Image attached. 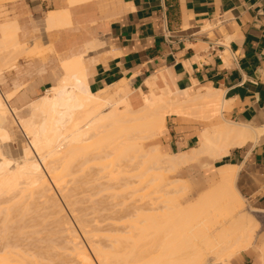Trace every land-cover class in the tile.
I'll return each instance as SVG.
<instances>
[{
  "label": "bare ground",
  "instance_id": "obj_1",
  "mask_svg": "<svg viewBox=\"0 0 264 264\" xmlns=\"http://www.w3.org/2000/svg\"><path fill=\"white\" fill-rule=\"evenodd\" d=\"M54 15L55 13L49 14L51 19ZM3 22L0 23V78L2 69L6 63H9V58L5 60V57L10 54L9 48L18 50L19 55L20 51L22 55L27 50L17 40L16 22L10 20ZM62 70L63 73L45 92V95L36 101H29L23 109L10 108L7 101L12 94L0 92V206L2 203V206L5 205L7 201V203L11 202V209L12 207L15 209L16 205L24 201L26 205L23 204L22 210H24L23 214H26L29 206L26 202L27 198L29 201L35 195L36 200L42 201L43 211L45 208L46 213L53 210L57 217L56 215L52 217L56 225L57 221H60L57 227L60 226L61 236L63 232L66 234L65 247L70 246L71 251L66 250L71 252L68 255L72 258L69 257L71 258L69 261H62L61 258L58 262L52 259L49 261L46 258L47 264H95L92 256L97 264H230V259L234 255L247 248L256 247L253 236L257 222L251 215L244 214L242 197L235 186L236 167H222L205 176V182H198L197 191H200L202 185L206 186V189L194 200L188 202H185L186 187L177 185L179 186L177 189L173 185L178 182L177 180L165 182L163 173L180 170L204 158L213 161L227 154L232 148L241 147L248 141H255L264 133V127H253L224 120L219 125H212L204 130L201 133L203 136L201 146L192 150L190 154H163L157 145H153V142L164 131L166 117L171 114L194 115L204 120H213L226 105V103L223 104L220 92L206 89L204 92L198 91L193 97L185 94L180 98L178 94L166 88L161 90L159 95H155L156 93L142 94L140 96L141 105L134 108L130 103L132 90L126 80L93 93L89 90L81 58L65 61L62 63ZM147 84L150 85V82ZM18 128L29 140V144H25L21 152H18L19 154L17 152L11 154L12 158L8 142L18 135H16ZM90 162L92 165L93 162L96 163L95 167L99 164L102 168L98 167L95 173V167H92ZM75 163L77 166L74 165ZM87 164L88 166L90 164L91 171L94 170V175L89 176L93 177L95 186L88 187L89 182L84 181V178L82 180V174L78 175L76 182L78 183L77 180L81 179L82 181L79 180V182H82V187L79 186L80 188L76 189L80 192L84 185L87 190L86 194L81 190L84 195L80 193L85 201L87 199L86 204L80 209L86 207V210L79 209L78 213V207H75L80 206L82 201L84 203V199L80 197L76 189L72 190L77 185L76 182L73 183L75 177L69 179L72 181L71 184L66 176L71 173L70 167L75 166L74 169L78 167L77 172H79L82 170L81 167ZM87 172L89 170L85 174ZM99 180L103 182L100 183ZM83 182L87 185L85 186ZM69 183L72 185L71 190L68 187ZM92 186H94L93 189ZM52 187L58 190L68 211L73 213L76 219L74 220L82 233L79 232L83 234V239L86 238V243L88 242L90 246L88 247L92 256L81 242L82 238L80 239L67 216H64V208L61 205L63 202L59 203L55 198ZM145 189L150 191H147L144 196H148V202L143 205V199L139 198L142 202L139 201L136 193ZM88 190L93 194L89 195ZM122 192L130 195L131 202L122 201V204L121 201L116 202L118 198H121ZM157 194L160 195L157 196ZM112 195L114 198L119 197L114 202L112 201L115 206L109 210L107 204L111 201L107 200L113 198ZM96 196H99L98 199L101 202H97ZM4 197L9 198L5 201ZM92 198L93 200L96 198L94 203L97 202V205L94 204L93 208L90 206L87 208L89 203L93 204L90 201ZM17 199H20L18 204ZM102 205L106 206L104 207L106 215L102 213L100 215L97 212L96 219L99 220L92 219L93 217L91 220H95L96 230L103 224L98 225L100 220L103 221L101 218L104 216L107 224L109 220L113 221L112 228L109 221L111 226L108 224L106 225L108 229H104L106 232L109 230L110 234L101 235L99 238L104 237L103 239L106 240L105 236L107 237L106 242H108H105V245L103 241L98 243V237L95 239L97 234L90 236V233L95 234L98 230L96 232L90 230V221L88 222L85 218L87 209L91 211L89 214H92V209L95 214L96 210L104 212ZM97 206L101 209L96 208ZM118 206L121 207L118 208ZM7 208L8 206L6 209L2 207V212L0 207V213H4L3 222L7 221L6 215H9L10 209L8 211ZM19 208L20 211L21 208ZM116 208L119 209L118 212ZM251 212L255 211L251 210ZM72 215L70 214V217ZM9 216H13V213ZM45 221L47 222L48 219L45 218ZM45 221L42 220V222ZM5 223H0V225ZM91 224L94 223L91 222ZM99 229L102 231V228ZM3 235L6 236V233ZM3 235L0 236L3 238ZM8 235L10 236V233ZM1 242L3 241H0V264H32L29 258L27 259L28 255L24 253L26 248L22 249L25 247L24 244L22 247V244L18 243V238L17 241L14 238L13 241ZM141 246H147L152 251H139ZM261 246L259 252L264 264V246L262 244ZM56 248L51 247L50 251L53 253V249ZM57 249H59L58 252L65 250ZM40 262L43 263L42 258Z\"/></svg>",
  "mask_w": 264,
  "mask_h": 264
},
{
  "label": "crops",
  "instance_id": "obj_2",
  "mask_svg": "<svg viewBox=\"0 0 264 264\" xmlns=\"http://www.w3.org/2000/svg\"><path fill=\"white\" fill-rule=\"evenodd\" d=\"M9 12L21 45L35 38L54 54L50 65L19 60L2 92L12 94L10 108L23 109L42 98L63 73L62 63L81 58L93 93L126 80L136 108L142 94L159 95L168 88L182 98L212 89L226 103L222 122L264 127V0H18ZM211 122L168 115L165 133L153 145L163 154L188 155L201 146L204 130L221 123ZM200 162L203 177L226 166L237 168L236 181L239 171L245 174L240 189L261 215L264 237V133ZM261 244L264 240L240 252V263L263 264Z\"/></svg>",
  "mask_w": 264,
  "mask_h": 264
},
{
  "label": "rangeland",
  "instance_id": "obj_3",
  "mask_svg": "<svg viewBox=\"0 0 264 264\" xmlns=\"http://www.w3.org/2000/svg\"><path fill=\"white\" fill-rule=\"evenodd\" d=\"M18 0H0V22H2V21H7V20H9V15H11V13L9 12V6H11L13 3H15V2H17ZM23 48H26L27 50L24 52V54H22L21 55V51H20V55L18 54L19 53V51L17 52V51H15V50H11V48H9L10 49V54H9V56L7 55V57H5L6 59L5 60H7L8 58H9V63L7 64L6 63V66L2 69V72H1V78H2V82H0V92L2 93V92H4L5 91V89H7V88H9L8 86H9V83H8V79H7V76H10V73L12 72V71H15V68L16 69H19V60H20V62H23V63H25L26 65H35V66H40V65H50V64H52V61H53V58H54V54H53V51L49 48V47H43V45L40 43V40H36L35 38L34 39H32L31 41H27L26 43H25V45H24V47ZM32 50V51H31ZM9 51V50H8ZM12 51V52H11ZM15 53H14V52ZM8 52H6V54H7ZM18 54V56H17V54ZM31 53V54H30ZM33 53V54H32ZM27 54V55H26ZM4 60V61H5ZM12 60V61H11ZM7 65H9V66H7ZM35 76L33 77V79H31L30 81H29V83H31V82H35ZM44 81V80H43ZM45 82H47V81H45ZM28 86H29V84H28ZM44 92V91H43ZM42 92V93H43ZM42 93H39L38 95H36V96H31V98L32 99H34V98H36V97H38V96H40V95H42ZM9 105H10V103H9ZM222 118H221V113L219 114V115H217L216 117H215V119L214 120H212V122L211 123H216V122H222ZM16 128V127H15ZM20 130V128H18V131ZM16 132V135L17 136H15V137H13V139H15V140H13V139H11L9 142H8V144L10 145L9 147H11V151L9 152L10 153V155L11 154H14L15 152H21V149L23 148V146H25V144L26 145H28L29 144V140L24 136V134L22 133V132ZM165 133V132H164ZM163 133V134H164ZM163 134H161L160 136H159V138H158V142L160 143V139L162 138V136H163ZM12 142V143H11ZM16 153V155H18ZM9 155V156H10ZM15 155V156H16ZM15 156H14V158H15ZM11 157L13 158V156L11 155ZM204 162V161H203ZM203 162H200V163H195V164H192V165H188L187 167H184V168H181L180 170H176V171H172V172H164L163 173V176H164V179H165V182L167 181H169V182H172V181H174V180H177L178 182L177 183H175V184H173L177 189H178V187L180 186V187H186V193H185V196H186V200H185V202H188V201H192V200H194L196 197H197V195L198 194H200L201 192H203L205 189H206V186H204V185H202L201 186V188H200V191H197V185L201 182V183H203V182H205V178L203 177L204 176V169H202L201 168V164H203ZM90 164H91V166L92 167H95V164L96 163H94L93 162V165H92V163L90 162ZM90 164H89V166H88V164L87 165H85V167L83 166V167H81L82 168V170L81 171H79V172H77L78 171V167H77V169H74V167L75 166H77V164L75 163L74 165L75 166H73V167H70L71 168V173H70V175L68 176H66V177H68V180L67 181H71V180H69V179H72L73 177H75V181L73 182V183H75L76 182V179H78L79 178V176H80V174H82V180H83V178H84V181L86 180V181H88L89 183V185H88V187L90 186V185H94V182H93V177H91L90 178V176H92V175H94V173H93V171L96 173V171L98 170V167H101V166H99V164H97L96 165V169L94 168V170H90ZM102 164H104V163H102ZM101 164V165H102ZM89 167V168H88ZM80 168V166H79V169H81ZM102 168V167H101ZM73 169V170H72ZM89 170V172H87L86 174H85V172L86 171H88ZM69 171V170H68ZM99 171H100V169H99ZM106 171H108V170H106ZM83 172H84V174L86 175V177L84 176V174H83ZM90 172H92V174L90 173ZM102 172H104L105 173V171H102ZM241 171H239V174H238V178H237V181H236V187H237V189L239 190V193H240V195H241V197H242V204H244V214L245 215H251V217H253L254 218V220L257 222V225H256V227H255V229L254 230H256V231H254V236H253V242L255 243L254 244V246H258L259 245V243H261L263 240H264V237H263V235H261L260 234V229H261V222H262V217H261V215L260 214H258V213H255V212H251V210H253V208L250 206V204L248 203V201L245 199V195H244V191H242L241 189H240V182L241 181H243V179H244V177H245V174H241L240 173ZM69 174V173H68ZM79 175V176H78ZM90 175V176H89ZM100 175V174H99ZM76 176H77V178H76ZM88 176V177H87ZM247 178L249 179V180H253V181H255V179H254V177H252V175H248L247 176ZM67 179V178H66ZM79 180H81V179H79ZM79 180H77L78 181V183L76 182V187L75 188H73L72 189V181H71V184H70V186H68L69 187V189H70V187H71V189L74 191V189H76V188H80V187H82V180L79 182ZM91 181L93 182V183H91ZM105 181H106V179H105ZM105 181H104V184H105ZM180 181V182H179ZM99 182H100V180H99ZM101 182H103V181H101ZM100 182V183H101ZM199 182V183H198ZM84 184H85V186L87 185V183H85V182H83ZM180 183V184H179ZM68 184V185H69ZM81 184V185H80ZM103 183H102V185H104ZM177 185H179V186H177ZM51 186H53V184H51ZM73 186H74V184H73ZM80 186V187H79ZM95 186V185H94ZM94 186H92V189H93V187ZM53 188V193L55 194V198H57V200L59 201V203H61V202H63V203H61V205H62V207L64 208L63 210V212H65V214H64V216L66 215L67 216V219L71 222V224H72V226H73V228H75V231L77 232V234L79 235V237H80V239L82 240L81 242L83 243V245L85 246V248L87 249V251H89V253L91 254V256H92V253L90 252V249H89V244H88V242L86 243V238H84L83 239V237L84 236H82L83 234H81L82 232H81V230L79 229V227H78V225H77V223L75 222V217H73V213L71 212V211H68V207H67V205H65L66 203H64V200H63V198L60 196V194L58 193V190L56 189V188H54V187H52ZM86 187H84V185H83V189H85ZM90 188H91V186H90ZM139 188H143L142 186H139ZM70 189V190H71ZM82 188L80 189V192H79V190H77L76 189V192L80 195V193L82 194V195H84L82 192H81V190L86 194V189H85V191L83 190ZM90 191H93V190H91V189H89ZM89 190H88V192L87 193H89V195H91V194H93V193H90L89 192ZM57 191V192H56ZM147 191H150V190H148V189H145V190H141V191H139V192H137L136 193V196H137V198H138V200H139V198H141V199H143L142 201L141 200H139V201H141L142 203H143V205H145V203L146 202H148L147 201V197H144L146 194H147ZM106 192V191H105ZM107 192H109V191H107ZM101 193V192H100ZM102 193H104V192H102ZM108 194V193H107ZM82 195H80V197H82ZM88 195V194H87ZM101 195V194H100ZM110 195H111V193H110ZM110 195H108V196H110ZM129 194H127V192H124V194H123V192H122V196H120L121 198L119 199L117 196H116V198H114V196H113V198H111L110 200H107V201H113L114 202V200H116L117 198H118V200H116V202H119L120 203V201H121V204H122V201H125V202H131L129 199V197H130V195L128 196ZM158 195H160V194H157V196ZM35 196V195H34ZM32 197L31 198V200H29L28 201V198H27V203L29 204V206H28V208H27V213L26 214H23L24 212V210H22L23 209V202L20 204H18V202H19V200L21 199H17L18 201H17V204L18 205H16L15 206V209H14V207H12V209H11V202H8L7 203V199L9 198V197H4L3 199L6 201L4 204L5 205H3L2 206V204H1V210H2V207L4 208L5 207V209H6V206H8V208H7V210L9 211V209H10V213L8 212V214L10 215H12V213H13V216H9V215H6V218H7V221H5V222H8V223H5V222H3L2 220L4 219V217H3V219H2V215L4 216V213H2L3 212V210H2V212L0 213L1 214V216H0V218H1V220H0V223H5L4 225H0V235H3V234H5L6 233V236H9L8 234L10 233V236H9V238L7 237V238H5L6 236L5 235H3V238L0 236V238H2V240L0 239V241H7V240H14V238H15V241H17V238H18V243L20 244H22V247H23V244H24V246L25 247H23L22 249L24 250V248H26V250H24V253H26L27 255H28V257H27V259L29 258V260H30V262L32 263V264H34V263H36V264H39V262H40V260H41V258H42V260H43V263H41L40 262V264H45V262H46V264H47V261L49 260V261H52V260H54V261H59V260H61V258H62V261H64V260H71V258H72V256H69L68 255V253L70 254L71 252H68L69 250H70V246H67V247H65L66 246V240H65V233L63 232V235L61 236V234H62V231H60V226H58L57 227V225H60L59 223H60V221L58 220L57 221V219H56V221H57V225H56V223L54 222L55 221V219L52 217V216H55L56 214L55 213H53V210H52V212H47L46 213V208H45V210L43 211L42 209H44L43 208V206H42V204H41V202L40 201H38V200H36L35 199V197ZM104 196H106V194L104 195ZM107 196V199H109V197ZM154 196V195H153ZM76 197H77V194H76ZM97 197V196H96ZM144 197V198H143ZM61 198V199H60ZM79 198V197H78ZM86 198H87V196H86ZM99 198V196L97 197V202L99 201V202H101V200H99L98 199ZM101 198H102V195H101ZM104 198V197H103ZM150 198H151V195H150ZM82 199H84V197H82ZM129 200V201H127V200ZM79 200V199H78ZM92 200H93V198H92ZM90 200L91 201V204L92 205H90V203H89V205H87V208H89V206H90V208H93L92 206H94V202H95V200H96V198H95V200ZM102 200H104V199H102ZM105 200H106V198H105ZM145 200V201H144ZM12 201V200H11ZM82 200H80V202H81ZM86 201H87V199H86ZM86 201H85V199H84V203H83V201L81 202V205L80 206H76L75 208H77L78 207V213H79V211L82 209H80V207L82 206L83 207V205L84 204H86ZM88 201H89V199H88ZM14 202V201H13ZM25 202V203H26ZM76 202H77V200H76ZM97 202H96V204L95 205H97ZM98 202V203H99ZM108 202V203H109ZM110 202V203H111ZM113 202H112V204H113ZM141 202H138V203H141ZM38 203H40V204H38ZM104 203H105V201L103 202V205H104ZM110 203L109 204H107L108 205V207L107 208H109V210L111 209V207H113V206H115L114 204L112 205H110ZM119 203H117V204H119ZM181 203L183 204L184 203V199L181 201ZM15 204H16V202H15ZM37 204V205H36ZM88 204V203H87ZM116 204V203H115ZM24 205H26V204H24ZM34 205H35V207H34ZM75 205H76V203H75ZM99 205H101V203L99 204ZM102 205V207H103V209H104V207H106V206H103ZM110 205V206H109ZM13 206V205H12ZM18 206V207H17ZM64 206H66V207H64ZM21 208V210L19 211L18 210V208ZM31 207H32V209H33V212H32V209H31ZM121 206H118V208H120ZM19 208V209H20ZM38 208V209H37ZM40 208V209H39ZM66 208V209H65ZM95 208V207H94ZM96 208H98V206L96 207ZM96 208H95V210H96ZM99 208H100V206H99ZM98 208V209H99ZM118 208H116V212H118L119 211V209ZM25 209H26V207H25ZM80 209V210H79ZM84 209V208H83ZM82 209V210H83ZM101 209V208H100ZM42 210V211H41ZM49 210V209H48ZM84 210H86V207H85V209ZM89 210L90 209H87V216L85 217L86 219H87V221L90 223V225H89V229L90 230H95V232L98 230V232H96L95 234H94V232L93 233H90V236L92 235V236H95L96 234V236H95V239H96V237H98V243L99 242H102L103 241V244L105 245L107 242H106V240H107V237L105 236V238H106V240L105 239H103V238H101V239H99L100 237H101V235L102 236H104V235H109L110 233H109V230L106 232V230L104 231V229H108L107 227H106V225L108 226V224L111 222L110 220V222L108 221V224L106 223V220L107 219H104L105 218V216L103 217V216H100V217H103V218H101L103 221H99V223H98V225L100 224L101 225V223H103L99 228H102V231L98 228L97 230L95 229V227H96V225L97 224H95V220H99V219H96L97 217H98V215H97V212H98V214H100L101 215V213H102V215H106L105 214V212H106V210L104 211V212H102V210H101V212H99L98 210H96V214H95V212H94V210L92 209V211L94 212V216H93V212H92V214H89V213H91V211L89 212ZM108 210V209H107ZM109 210L107 211V212H109ZM6 211V210H5ZM30 211V212H29ZM41 211V212H40ZM114 212H115V208H114V210H113ZM16 212V213H15ZM29 212V213H28ZM40 212V213H39ZM251 212V213H250ZM17 213H18V217H17ZM31 213V214H30ZM39 213V214H38ZM42 213V214H41ZM53 213V214H52ZM81 213V212H80ZM84 213V211L82 212V214ZM29 214V215H28ZM35 214V215H34ZM63 214V213H62ZM70 214L72 215V217H70ZM22 215H23V218H22ZM26 215V216H25ZM28 215V216H27ZM68 215H69V218H68ZM90 215V216H89ZM114 215V214H113ZM112 215V216H113ZM65 216V217H66ZM108 216H109V214H108ZM10 218V220H9V218ZM15 217H17L16 219L13 218ZM24 217H26V218H24ZM50 217H52V219L50 218ZM56 217H57V215H56ZM59 217V216H58ZM89 217V218H88ZM93 217V218H92ZM37 218V219H36ZM45 218H46V220L48 219V221L46 222L45 221ZM49 218H50V221H49ZM72 218V219H71ZM91 218L92 219H95L94 221L93 220H91ZM21 219H23V220H21ZM44 220L45 222H42V220ZM54 219V220H53ZM75 219V220H74ZM9 220V221H8ZM13 220V221H12ZM51 220H53V221H51ZM19 221H20V223H19ZM105 221V222H104ZM12 222V223H11ZM51 222V223H50ZM91 222H93L94 224H91ZM113 222V221H112ZM112 222H111V225H112ZM44 224V225H41V224ZM75 223V224H74ZM115 223V222H114ZM7 224H10V225H8L7 226ZM55 224V225H54ZM118 224V223H117ZM18 225H19V228H18ZM94 225H95V227H94ZM110 225V224H109ZM110 225V226H111ZM1 226H2V229H1ZM9 226H11V228H9ZM12 226H14V228H12ZM23 226V227H22ZM92 226V227H91ZM7 228L6 230L5 229H3V228ZM22 227V228H21ZM33 227H34V229H33ZM37 227H38V229H37ZM53 227H54V229H53ZM77 227H78V229H77ZM94 227V228H93ZM98 227V226H97ZM113 227V225L111 226V228ZM28 228H29V231H28ZM21 229V230H20ZM26 229V231H24ZM88 229V230H89ZM110 229V228H109ZM47 230V231H46ZM101 232H100V231ZM1 231H2V233H1ZM3 231H5V233L3 232ZM7 231H9V232H7ZM81 233H80V232ZM19 232V233H18ZM42 232V233H41ZM61 232V233H60ZM105 232L107 233V234H105ZM12 233H13V235L14 236H16V237H14L13 235H12ZM15 233V234H14ZM50 233V234H49ZM53 233V234H52ZM99 233V234H98ZM109 233V234H108ZM112 233V232H111ZM26 234V235H25ZM49 234V235H48ZM113 234V233H112ZM256 234V235H255ZM25 235V236H24ZM34 235V236H33ZM38 235V236H37ZM51 235H52V237H51ZM99 235V236H98ZM114 235V234H113ZM112 235V236H113ZM19 236H21V237H19ZM32 236V237H31ZM25 237H26V239H25ZM38 239H37V238ZM54 237V238H53ZM31 238V239H30ZM21 239V240H20ZM28 239V240H27ZM65 240V241H64ZM94 240V239H93ZM257 240V241H256ZM85 241V242H84ZM96 241V240H95ZM3 242H1V243H3ZM27 242V244L25 245V243ZM56 242V243H55ZM97 242V241H96ZM106 242V243H105ZM36 243L38 244V245H36ZM44 243V244H43ZM52 243H54L53 244V246H52ZM65 243V244H64ZM87 244V245H86ZM29 245H30V247H29ZM49 245V246H48ZM28 246V247H27ZM56 246H57V248H61L60 250H62V249H67L66 251H67V253H66V251L64 250V252H63V254H62V252L60 251V252H58L59 251V249H57L56 248ZM62 246V247H61ZM89 246V247H88ZM51 247L53 248H56L55 250L53 249V253H52V251H50L51 250ZM48 248V249H47ZM20 249V248H19ZM34 250V251H33ZM42 250V251H41ZM48 251V253H47V251ZM58 250V251H57ZM26 251H28V252H26ZM71 251V250H70ZM139 251H152L150 248H148L147 246H141L140 248H139ZM13 253H14V251H12ZM32 253L31 254V256H32V258H31V256H30V253ZM41 252V253H40ZM56 252H58L57 254H55ZM23 253V254H24ZM45 253H47V255H45ZM64 253H66V254H64ZM55 254V255H54ZM61 254L63 255V256H61ZM42 255V256H41ZM60 255V256H59ZM241 253L240 254H238V255H236V256H234L233 257V259L231 260V263L230 264H241L240 263V260H241ZM24 256V255H23ZM30 256V257H29ZM37 256V257H36ZM56 256H57V259H56ZM16 257V256H15ZM26 257V256H25ZM35 257V258H34ZM50 257V258H49ZM60 257V258H59ZM69 257H71L70 259H69ZM38 258H39V260H38ZM48 260H47V259ZM92 258H93V261L95 262V264H97V262L95 261V259H94V257L92 256ZM52 259V260H51ZM33 260V261H32ZM35 261V262H34ZM45 261V262H44ZM53 261V262H54ZM52 262V263H53ZM49 264V263H48Z\"/></svg>",
  "mask_w": 264,
  "mask_h": 264
}]
</instances>
